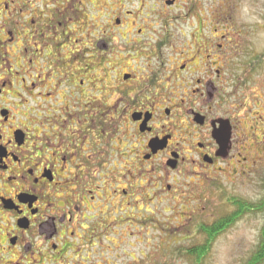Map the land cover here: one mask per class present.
<instances>
[{"label": "flooded vegetation", "instance_id": "obj_1", "mask_svg": "<svg viewBox=\"0 0 264 264\" xmlns=\"http://www.w3.org/2000/svg\"><path fill=\"white\" fill-rule=\"evenodd\" d=\"M180 1L0 0V264H136L140 221L239 154L240 40Z\"/></svg>", "mask_w": 264, "mask_h": 264}, {"label": "rangeland", "instance_id": "obj_2", "mask_svg": "<svg viewBox=\"0 0 264 264\" xmlns=\"http://www.w3.org/2000/svg\"><path fill=\"white\" fill-rule=\"evenodd\" d=\"M152 4H147L148 10ZM172 13L178 16L175 24L181 26H186L185 15L188 20L208 19L212 14L228 20L220 33L229 30L240 40L230 70L235 81L241 79L240 86L235 84L243 103L237 117L247 124L243 121L239 126L248 127L243 133L238 131L237 139L244 143L237 148L239 154L227 161L212 181L198 183L194 192L186 191L170 205L158 204L152 225L140 221L136 228L140 244H132L131 249L136 264H190L175 251L201 242V235L194 232L198 223L209 224L231 212L227 196L252 203L264 196V0H182ZM263 225L264 213L246 215L216 240L202 264H245Z\"/></svg>", "mask_w": 264, "mask_h": 264}, {"label": "trees", "instance_id": "obj_3", "mask_svg": "<svg viewBox=\"0 0 264 264\" xmlns=\"http://www.w3.org/2000/svg\"><path fill=\"white\" fill-rule=\"evenodd\" d=\"M231 212L219 217L209 224H202L196 231L202 240L189 248L176 250V256L186 258L190 264H202L208 257L216 240L236 222L248 214L264 213V196L256 203L247 202L237 197H226ZM245 264H264V225L259 233L258 244Z\"/></svg>", "mask_w": 264, "mask_h": 264}]
</instances>
